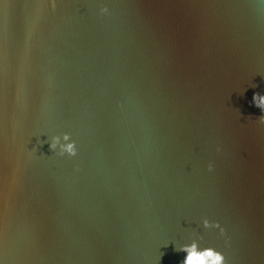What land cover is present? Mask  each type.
<instances>
[{
  "label": "water",
  "instance_id": "1",
  "mask_svg": "<svg viewBox=\"0 0 264 264\" xmlns=\"http://www.w3.org/2000/svg\"><path fill=\"white\" fill-rule=\"evenodd\" d=\"M254 93L260 0H3L0 262L264 264Z\"/></svg>",
  "mask_w": 264,
  "mask_h": 264
},
{
  "label": "clouds",
  "instance_id": "2",
  "mask_svg": "<svg viewBox=\"0 0 264 264\" xmlns=\"http://www.w3.org/2000/svg\"><path fill=\"white\" fill-rule=\"evenodd\" d=\"M264 4V0H260ZM101 12H106L107 7L101 6ZM253 102L255 105L259 106L262 113H264V94H253ZM260 122L264 123V115L259 118ZM47 143L49 149L58 155L74 156L76 154V142L71 138L70 133L67 131L52 133L48 135L45 140H40V144ZM208 168H212V164H208ZM202 223L205 227L209 226L210 223L214 227H219L218 222L209 221L208 218H203ZM223 232V228H220ZM180 250H183L186 255L184 256L181 264H225V258L222 252L213 247L206 246L203 248H198L197 243L193 240L191 243L181 244L179 246ZM2 264V262H0Z\"/></svg>",
  "mask_w": 264,
  "mask_h": 264
},
{
  "label": "snow or ice",
  "instance_id": "3",
  "mask_svg": "<svg viewBox=\"0 0 264 264\" xmlns=\"http://www.w3.org/2000/svg\"><path fill=\"white\" fill-rule=\"evenodd\" d=\"M0 4H3V0H0Z\"/></svg>",
  "mask_w": 264,
  "mask_h": 264
}]
</instances>
